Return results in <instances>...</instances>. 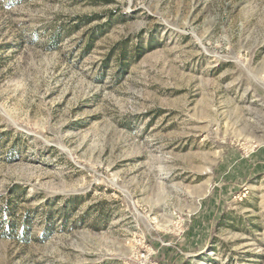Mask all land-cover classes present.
Listing matches in <instances>:
<instances>
[{"label": "rangeland", "instance_id": "1", "mask_svg": "<svg viewBox=\"0 0 264 264\" xmlns=\"http://www.w3.org/2000/svg\"><path fill=\"white\" fill-rule=\"evenodd\" d=\"M0 264H264V0H0Z\"/></svg>", "mask_w": 264, "mask_h": 264}]
</instances>
